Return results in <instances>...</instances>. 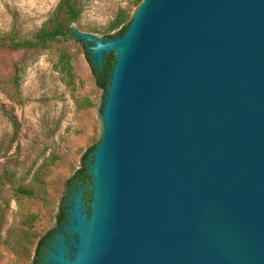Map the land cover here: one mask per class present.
Masks as SVG:
<instances>
[{"label": "water", "instance_id": "water-1", "mask_svg": "<svg viewBox=\"0 0 264 264\" xmlns=\"http://www.w3.org/2000/svg\"><path fill=\"white\" fill-rule=\"evenodd\" d=\"M77 37L116 60L92 216L75 194L53 264H264V0H144Z\"/></svg>", "mask_w": 264, "mask_h": 264}, {"label": "rangeland", "instance_id": "rangeland-1", "mask_svg": "<svg viewBox=\"0 0 264 264\" xmlns=\"http://www.w3.org/2000/svg\"><path fill=\"white\" fill-rule=\"evenodd\" d=\"M59 1L0 0V31L10 30L15 19L25 30L41 26ZM121 8L130 10L132 20L139 9L131 0H86L80 24L102 39L103 27ZM62 46L73 58L71 84L56 70L55 47L35 51L0 45V264L30 263L32 254L25 256L11 242L25 228V217L36 215L35 236L51 228L66 180L89 148L103 140L110 88L103 92L97 87L82 46L74 41ZM17 64L26 70L19 91H14L10 79ZM7 169L15 171V182L2 178ZM40 170L42 198L21 194L17 186L33 184Z\"/></svg>", "mask_w": 264, "mask_h": 264}, {"label": "trees", "instance_id": "trees-1", "mask_svg": "<svg viewBox=\"0 0 264 264\" xmlns=\"http://www.w3.org/2000/svg\"><path fill=\"white\" fill-rule=\"evenodd\" d=\"M143 1L144 0H131V3L133 6L139 8ZM85 8L86 0H60L50 17L41 26L34 28L31 31L23 29L18 20L15 19L10 30L6 32L0 31V45H8L16 49L23 48L35 51H46L55 47L57 53L56 70L62 75L67 84H71L74 82L75 77L73 58L67 48L62 45L68 41H74L84 49L83 53L89 63L97 87L103 92H107L112 78L116 53L114 51L105 53L102 65L93 62V52L89 49L92 43L87 44L84 39L77 37V32L86 34L93 33V31L88 28L87 30L84 29L80 24ZM131 20L132 16L128 8L119 9L113 20L103 27V39L111 40L116 37H123L129 29ZM25 70L26 67L21 64L14 66L10 79V84L14 91H19ZM95 147L96 146L90 147L83 155L81 158V165H88L91 163L93 157L90 156V154ZM42 173V170L36 173L37 176L33 181V184H19L17 186L18 191L31 198H42L40 196L43 194L41 193L43 187L42 189L39 188V190L37 188L40 185L39 182L42 180ZM2 175V178L5 180L15 182V171L7 169L2 172ZM84 175V170H78L76 175H73L66 180V195L75 189L74 187L80 179H83ZM31 232V224L28 228H26L25 224L21 238L14 237V240L11 241L20 248L23 252L22 254L27 257L30 255L27 245L29 244L28 241L30 240Z\"/></svg>", "mask_w": 264, "mask_h": 264}, {"label": "flooded vegetation", "instance_id": "flooded-vegetation-1", "mask_svg": "<svg viewBox=\"0 0 264 264\" xmlns=\"http://www.w3.org/2000/svg\"><path fill=\"white\" fill-rule=\"evenodd\" d=\"M78 170H84L85 175L83 179H80L78 181L77 185L74 187L75 189L68 195H66L67 184L65 182V188L59 202L57 213L54 216V224L51 228L46 230L43 234L35 236L33 228L35 224L34 217L36 218V215L30 214L25 217L26 228H28L30 224L32 227L30 240L28 241L29 244L27 245L30 253L32 254L29 264H53V261L49 257L51 256V253L55 252V246L57 244L58 236L62 237L63 243L69 251L66 253L68 257L70 256V252L76 247V241L78 238L70 228L73 197L78 192L82 194L81 208L82 212L85 213L88 219L92 216L93 201V182L90 173V164L80 165L71 176L76 175ZM23 230L24 228L18 229V238H21ZM9 238L10 235H7L6 240H8Z\"/></svg>", "mask_w": 264, "mask_h": 264}]
</instances>
